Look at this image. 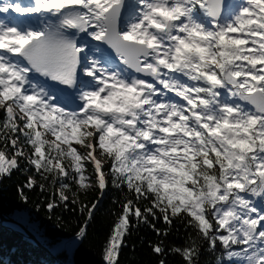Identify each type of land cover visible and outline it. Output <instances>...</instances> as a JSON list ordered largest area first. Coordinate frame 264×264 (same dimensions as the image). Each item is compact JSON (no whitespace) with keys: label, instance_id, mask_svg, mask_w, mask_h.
<instances>
[{"label":"snow or ice","instance_id":"6c2138e0","mask_svg":"<svg viewBox=\"0 0 264 264\" xmlns=\"http://www.w3.org/2000/svg\"><path fill=\"white\" fill-rule=\"evenodd\" d=\"M169 92L180 99L162 100ZM0 109V182L34 168L45 183L29 175L25 203L38 186L52 189L50 213L77 205L86 219L67 248L86 238L97 203L80 196L106 188L111 160L112 186L135 200L125 198L106 264H118L132 220L168 235L149 217L196 229L171 250L185 264H199V238L213 253L219 244L215 264H264V0H2ZM162 244L152 248L164 256Z\"/></svg>","mask_w":264,"mask_h":264},{"label":"trees","instance_id":"16d2710c","mask_svg":"<svg viewBox=\"0 0 264 264\" xmlns=\"http://www.w3.org/2000/svg\"><path fill=\"white\" fill-rule=\"evenodd\" d=\"M4 119L5 113L0 109V125ZM75 147L80 149L79 145ZM0 148H3V144H0ZM26 167H28L26 162L21 165V169ZM111 167V160H105L104 171L108 173L109 183L102 192L96 189L89 191L86 196H80V200L89 206L97 203V208L87 225L86 238L71 248H67L66 243L75 240L86 219V216L79 212L78 206L68 202L67 208L57 207L50 213L47 204L53 199L52 189L41 192L38 186L33 190L24 189L28 196V202L25 203L20 198L18 189L23 187L29 175L34 176L38 183H45L35 173L34 168L27 172L14 171L10 178L3 179L0 182V212L9 219L23 223L47 250L36 245L27 236L4 226L0 218V264H106L104 248L121 215L125 198L135 200L126 187L112 186ZM91 171L92 165L89 163L88 172ZM56 199L58 200V197ZM257 203L264 207V202ZM145 206L151 205L148 201H142L140 203L142 211ZM149 219L155 224L156 229H160L161 232L167 230L168 235H157L149 224L137 225L136 221L132 220L131 234L124 238L127 246L121 247L118 264H160L162 259L165 264H185L184 259L171 250L187 247L190 237H197L196 229L188 225L187 220L182 222L179 218L173 220L171 227L162 218ZM161 241L167 252L164 256L154 253L152 248V245ZM199 243L201 245L199 264H215L216 256L222 251L219 244L218 251L213 253L207 241L199 238Z\"/></svg>","mask_w":264,"mask_h":264},{"label":"water","instance_id":"95a60500","mask_svg":"<svg viewBox=\"0 0 264 264\" xmlns=\"http://www.w3.org/2000/svg\"><path fill=\"white\" fill-rule=\"evenodd\" d=\"M106 46H108V45H106ZM0 218L3 221V223H5L6 226H8L9 228L19 232L20 234L27 236L36 245L47 250V248L39 241V239L34 235V233H32L23 223H21L17 220H14V219L7 218L2 212H0Z\"/></svg>","mask_w":264,"mask_h":264},{"label":"bare ground","instance_id":"6f19581e","mask_svg":"<svg viewBox=\"0 0 264 264\" xmlns=\"http://www.w3.org/2000/svg\"><path fill=\"white\" fill-rule=\"evenodd\" d=\"M86 41H88L90 44H92V45H100V41H93L90 37H87L86 38ZM101 46V45H100ZM120 62H122L121 60H119ZM30 75H32V77H33V80L34 81H37L36 80V76H35V74H32V73H30ZM133 76H139V75H137V74H133ZM140 78H143V77H141L140 76ZM144 79H146V78H144ZM148 80V79H147ZM149 82H151V80H149ZM153 82V81H152ZM38 83H39V81H38ZM157 87H159L160 88V86H157ZM163 90V89H162Z\"/></svg>","mask_w":264,"mask_h":264},{"label":"rangeland","instance_id":"374dc122","mask_svg":"<svg viewBox=\"0 0 264 264\" xmlns=\"http://www.w3.org/2000/svg\"><path fill=\"white\" fill-rule=\"evenodd\" d=\"M185 79H186V78H185ZM48 138L53 139V137H51V136H49ZM74 146H78V145H75V144H74ZM79 147H80V146H79Z\"/></svg>","mask_w":264,"mask_h":264}]
</instances>
